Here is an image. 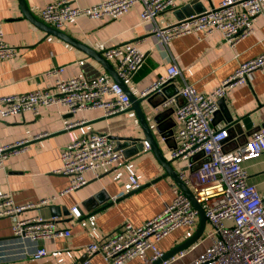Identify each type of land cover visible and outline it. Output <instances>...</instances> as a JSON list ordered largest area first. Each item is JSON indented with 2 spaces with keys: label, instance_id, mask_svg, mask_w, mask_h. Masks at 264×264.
<instances>
[{
  "label": "crops",
  "instance_id": "obj_1",
  "mask_svg": "<svg viewBox=\"0 0 264 264\" xmlns=\"http://www.w3.org/2000/svg\"><path fill=\"white\" fill-rule=\"evenodd\" d=\"M49 1L51 0H27V4L33 14L42 20L41 10ZM100 1L102 0H76L75 3L87 6ZM190 1L192 0H177L176 9ZM219 1L199 0L206 9ZM142 7L137 2L119 18L92 19L81 16L66 22L59 29L98 52H101L98 49L100 43L119 45L142 38L139 46L146 52V58L133 80L127 82V87L135 96L143 99L144 108H151L147 97L156 92L144 97L142 92L166 74L173 57L182 71V77L177 78V83L182 86L186 81L199 91L208 93L231 76L241 62L264 51V13L253 17V32L233 46L221 32L210 36L192 32L175 37L168 48H163L141 25ZM176 9L159 15L158 23L163 25L166 20H178L180 13ZM0 16L4 21L5 40L18 50L15 56L0 60V96L37 89L53 90L54 76L48 72L55 66H64L62 77L93 78L102 71L110 73L100 61L81 48L61 37L48 34L33 24L24 15L19 0H0ZM109 62L114 67V63ZM161 97L156 95L155 100ZM224 97L225 107H228L235 120L249 117L253 127L257 128L264 122V70L250 72L244 83L229 88ZM169 106L174 108L171 116L176 136L179 126L175 116L177 103ZM225 107L219 106L217 111H220L214 117L213 125L217 128L227 126ZM136 118L132 105L125 112L111 116H106L100 108L71 113L55 105L44 109L40 115L25 111L2 122L0 143L27 140V144L25 151L9 156L4 167L0 168V192H9L17 204L33 203L35 206L24 211V216L54 217L61 228L70 229L71 235L44 240L41 244L49 250L48 255L34 258L29 255L33 244L29 241L19 243L12 233V219L2 217L0 264H70L81 261L87 256L88 244L103 240L126 221L135 225L144 223L172 200L176 184L151 150L129 158L123 157L117 165L103 168L99 177H95L92 170L86 171L87 182L75 189H68L71 176L56 171L61 166L60 153L68 143L70 133L82 136L93 131H110L113 136L143 137ZM70 122L78 124L68 128ZM243 134L233 131L232 137L227 140L228 149L240 144ZM157 138L166 154L170 148L163 138ZM172 165L180 175L185 164L183 161L173 160ZM245 166L249 181L257 186L264 198V154L245 161ZM130 174L139 179L140 188L131 186ZM98 193L101 198L96 200L95 208L98 211L88 216L89 210L82 202ZM50 197H54L50 204L41 205L42 200ZM105 204L109 205L104 207ZM52 206L59 208L60 215H52ZM64 207L67 208V213L63 211ZM73 208L78 210V216L72 212ZM186 231L187 228L174 231L160 242V247L165 251L174 248L185 239ZM206 244V241H201L193 251L174 264L191 261ZM91 264L108 263L101 254H96ZM126 264H142V261L134 258Z\"/></svg>",
  "mask_w": 264,
  "mask_h": 264
},
{
  "label": "built area",
  "instance_id": "obj_2",
  "mask_svg": "<svg viewBox=\"0 0 264 264\" xmlns=\"http://www.w3.org/2000/svg\"><path fill=\"white\" fill-rule=\"evenodd\" d=\"M75 2H47L41 10L42 20L59 29L66 22L81 16L92 19L119 18L140 2L143 6L140 23L145 32L163 48H168L175 37L192 32L203 36L221 32L233 46L253 32V17L264 13V0H220L202 12L176 21L166 20L161 25L157 17L176 9L177 0H102L87 6ZM3 22L0 16V60L11 58L18 51L16 46L5 40ZM142 40L138 38L119 45H98L126 83L133 80L144 64L146 52L139 46ZM64 69V66H55L49 70L48 74L54 76L53 90L37 89L0 96V126L9 117L25 111L40 115L44 109L55 105L71 113L100 108L106 116L131 108L130 95L107 71L99 72L93 78L62 77ZM254 70H264V51L241 62L231 76L207 93L186 81L182 86L177 83L182 71L173 57L166 74L142 92L143 97L158 92L168 81H175L179 85V92L185 101L175 109L179 124L176 133L178 145L165 155L168 159L184 162L180 177L203 206L209 224L198 242L159 264H174L193 251L201 241L207 242L203 250L185 264H264V198L257 186L249 181L245 166V161L264 154V129L254 132L245 143L225 150L223 141L228 136L229 125L220 128L213 125L220 98L229 88L244 83ZM174 103H177L176 97L171 96L161 103V107ZM135 121L138 122V119ZM77 122H70L67 127L71 128ZM26 144L27 140L0 143V168L4 167L9 156L25 151ZM115 146L116 140L110 131H93L82 136L70 133V139L60 153L61 166L56 171L71 176L68 189L78 188L88 180L86 171L92 170L95 177H99L103 168L115 166L123 159V153ZM202 151L205 160L195 171H190L193 162L189 159ZM201 159L198 157L194 161ZM129 180L133 188L141 187L136 175L130 174ZM173 192L172 200L160 212L140 225L124 222L103 240L88 244L85 259L70 264H91L96 254H101L108 264H126L134 258H140L142 264H152L163 257L166 251L160 247V242L165 237L180 228L188 229L199 224V212L187 194L178 185L173 187ZM53 200L54 197L46 198L41 205H48ZM34 206L33 203L17 204L9 192H0V218L12 219L13 236L19 243L31 242L34 247L29 255L39 259L49 253L41 242L68 237L71 231L61 228L54 217L23 215L24 211ZM72 212L79 215L76 208Z\"/></svg>",
  "mask_w": 264,
  "mask_h": 264
},
{
  "label": "water",
  "instance_id": "obj_3",
  "mask_svg": "<svg viewBox=\"0 0 264 264\" xmlns=\"http://www.w3.org/2000/svg\"><path fill=\"white\" fill-rule=\"evenodd\" d=\"M19 2L24 15L33 24H35L36 26H38L48 34H53L69 41L70 43L74 44L75 46L87 52L89 55L96 58L109 70L110 72L109 74H111L112 78L123 85L125 90L130 95L132 108L135 110L138 119V122L136 123L140 124L143 137L140 135L113 136V138L116 140L115 149L121 151L125 158L132 157L134 155H137L138 153L144 152L145 150H151L153 154L156 156L158 162L166 170V174L172 177L175 184L178 185L187 194V196L192 201L194 207L198 210L199 224L195 229L194 233L191 236H189L187 239L177 244L174 248L166 251L163 257L153 262L152 264H159L162 260L167 259L170 256L198 242L200 238L203 236L207 227V216L205 214V210L201 205V203H199L198 200L196 199L195 194L193 193L191 188L184 182V180L180 177L179 172L172 165L173 160L168 159L166 157L165 152L160 146V143L157 138L158 136L163 138L165 143L170 149H174L178 145L173 128L174 120L171 116V114L174 112V108L173 106L161 107V103L165 101L167 98L171 96H175L177 100V105L182 104L185 101V98L179 92L180 91L179 85L175 81L166 82L160 91L147 97V102L150 104L151 108L150 109L144 108L142 105L143 99L138 98L129 90V88L127 87V83L118 76L113 65L101 54V52L96 51L92 47H89L88 45L76 40L75 38L61 31L60 29L48 25L44 21L38 19L28 7L27 0H19ZM205 9L206 8L199 2V0H192L186 3L185 5L181 6V8L176 9V12L180 13V16H178V18L181 19L184 16L192 15L194 13H199L204 11ZM171 88H173L172 91ZM156 95H160L162 97L159 100H155ZM224 98L225 97H222L219 100L220 107L223 106L225 107ZM224 109H225V120L229 125L228 136L223 141L225 143L224 144L225 150H229L227 145L228 143L227 140L232 137L233 131L234 132L240 131L244 133L243 139L240 143L243 144L249 140V137L254 132L260 129H264V122L259 126H257V128H255L253 127V122L249 117H245L242 120L240 119L235 120L232 114L230 113V111L228 110V107L227 108L225 107ZM219 111L215 112L214 117ZM172 141L173 143H171ZM198 157L203 159H201L198 162H195L194 160ZM205 158L206 157H204L203 151L193 155L189 159L190 162H193V164L189 167V170L195 171L200 166L201 162L205 160ZM100 199H101L100 194L98 193L95 194L94 196L85 199L82 202L83 206L87 210H89L88 216H91L98 211L97 208H95L97 206L96 200H100ZM108 205L109 204H105L104 207ZM50 210L53 216L60 215L59 208L52 206L50 207ZM63 211L67 213L68 210L67 208L64 207Z\"/></svg>",
  "mask_w": 264,
  "mask_h": 264
},
{
  "label": "rangeland",
  "instance_id": "obj_4",
  "mask_svg": "<svg viewBox=\"0 0 264 264\" xmlns=\"http://www.w3.org/2000/svg\"><path fill=\"white\" fill-rule=\"evenodd\" d=\"M207 226H209V224H207ZM196 228H197V226H193L191 228H188L187 231L184 233L185 239H187L189 236H191L194 233V231H195Z\"/></svg>",
  "mask_w": 264,
  "mask_h": 264
}]
</instances>
